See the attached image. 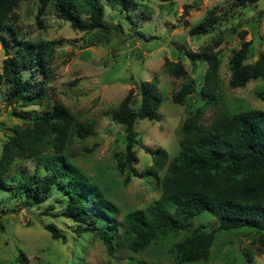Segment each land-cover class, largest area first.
<instances>
[{"label":"rangeland","instance_id":"obj_1","mask_svg":"<svg viewBox=\"0 0 264 264\" xmlns=\"http://www.w3.org/2000/svg\"><path fill=\"white\" fill-rule=\"evenodd\" d=\"M135 1V9L128 12H120L104 2L106 21L111 25L121 23L123 27L122 32H115L110 39L101 31L73 28L70 22L58 17L53 1L43 14H39L38 0L22 1L7 18L0 20V72L6 51L14 53L25 43L54 42L53 59L48 63L46 75L40 70L34 76L47 85L53 103L61 101L72 111L75 121L95 122L94 134L84 139L74 135L66 143L64 154L118 209L114 216L118 232L113 239V253H109L93 230L78 232L77 222L59 215L66 203L62 192H52L45 202L31 206L23 193L15 197L13 192L0 190V264H20V252L27 255L29 264H264V251L257 234L250 229L218 231L208 258L188 263H178L167 254L172 243L184 238V231L173 233L160 245L152 244L140 253L131 252L122 239L126 212L145 209L161 197L159 179L166 170L165 167L159 171V179L147 175L154 160L138 145L134 147L138 160L133 162V167L143 176H135L129 168L119 170V163L125 159V129L111 115L130 90L133 106L138 107L141 104L139 83L158 77L163 98L158 119H140L136 130L146 146L165 149L170 160L180 152L182 123L203 104L199 91L207 65L193 64L183 53L201 51L219 35L222 62L218 93L224 96L230 112L239 108L264 110L263 80H251L244 87L229 86V60L241 47V34L245 33V41L252 42L251 62L264 51V0L248 5L237 4V0ZM212 10L219 17L214 31L192 32L194 25ZM139 31L142 36L138 35ZM167 58L184 63L186 78H174L164 70ZM187 81H194L195 91L181 105L174 103L172 94ZM7 95L8 87L2 86L0 153L14 129L27 124L14 116L12 110L16 107L25 112H41L38 105L7 106ZM212 114L213 107L206 112L205 125L208 126ZM47 167L45 155L18 158L9 175L23 184L36 171L44 174ZM51 204L55 207L51 208ZM44 210L56 215H44ZM49 223L61 229L67 236L66 242L51 237L45 228ZM201 224L210 230L218 226L216 218L208 212L193 219L194 227Z\"/></svg>","mask_w":264,"mask_h":264},{"label":"trees","instance_id":"obj_2","mask_svg":"<svg viewBox=\"0 0 264 264\" xmlns=\"http://www.w3.org/2000/svg\"><path fill=\"white\" fill-rule=\"evenodd\" d=\"M22 1L30 0H0V20L7 18ZM38 1L39 14H43L53 1L58 17L70 22L73 28L85 32L101 31L107 39L115 32H122L123 27L121 23L111 25L106 21L104 2L117 7L120 12H128L136 6L135 0ZM259 1L237 0V4ZM218 20L212 10L194 25L192 32L209 34ZM138 35L142 36V33L139 31ZM244 36L242 33L241 47L229 60L231 88L244 87L255 79L264 81V51L251 62L254 56L252 42L245 41ZM214 38L216 40L206 44L201 51L183 53L193 64L206 63L207 68L199 91L203 104L189 114L180 127L178 155L169 160L165 149H152L137 136L136 124L140 119H158L163 98L157 76L139 83L141 104L138 107L133 106L130 90L112 112V120L125 129L126 152L125 159L119 163L120 172L129 168L135 176H143L133 167V162L138 160L134 150L136 145L153 157L147 175L159 179V171L166 167L159 179L163 190L161 197L145 209L127 211L123 218L121 236L131 252L140 253L152 244L160 245L171 234L184 231V238L172 243L167 254L178 263L203 260L208 258L218 231L240 229L254 230L264 251V110L239 108L230 112L224 96L218 93L221 37L215 35ZM53 52L54 42L50 41L25 43L11 54L6 51L0 72V90L2 86L8 87L7 106L38 105L41 112H25L16 107L12 110L14 116L27 124L15 128L2 145L0 190L13 192L15 197L17 193H23L31 206L45 202L52 192H62L66 203L59 215L77 222L78 232L93 230L104 241L109 253H113V239L118 232L114 216L118 209L100 187L88 182L74 162H68L64 154L66 143L74 135L84 139L94 134L95 122L75 121L72 111L61 101L53 103L47 85L34 76L40 70L46 75ZM164 70L177 79L187 76L181 60L167 58ZM24 71L30 74L24 75ZM194 91V81L183 82L172 94V101L181 105ZM217 104L220 106L214 107ZM212 107L213 114L207 126L205 115ZM51 150L54 153H50ZM39 155H45L48 166L44 174L36 171L25 178L23 184L11 179L9 173L16 159H32ZM203 212L216 218V228L206 229L204 224L193 226V219ZM43 214L56 215L48 210ZM45 228L53 239L67 241V236L56 224L49 223ZM20 264H29L24 252H20Z\"/></svg>","mask_w":264,"mask_h":264}]
</instances>
